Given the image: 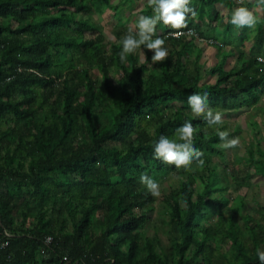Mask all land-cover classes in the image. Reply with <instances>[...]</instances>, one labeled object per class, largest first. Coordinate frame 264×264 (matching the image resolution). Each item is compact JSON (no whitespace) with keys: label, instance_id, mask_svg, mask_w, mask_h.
Here are the masks:
<instances>
[{"label":"trees","instance_id":"1","mask_svg":"<svg viewBox=\"0 0 264 264\" xmlns=\"http://www.w3.org/2000/svg\"><path fill=\"white\" fill-rule=\"evenodd\" d=\"M115 1L131 2L0 0V264H259L264 207L244 213L240 194L264 182V150L248 146L232 166V189L222 185L214 161L225 163L221 141L187 98L206 93L223 118L259 105L264 9L255 0H192L197 15L183 30L192 35L176 39L157 25L167 60L153 64L142 48L121 63L126 22L111 42L94 21ZM241 6L260 10L252 9L254 28L229 23ZM141 12L154 15L148 3ZM208 46L218 52L213 66L200 62ZM185 121L204 161L191 171L154 157L159 137L175 139ZM220 130L236 137L239 126ZM144 174L183 179L156 198L140 183ZM156 203L164 216L148 235Z\"/></svg>","mask_w":264,"mask_h":264},{"label":"clouds","instance_id":"2","mask_svg":"<svg viewBox=\"0 0 264 264\" xmlns=\"http://www.w3.org/2000/svg\"><path fill=\"white\" fill-rule=\"evenodd\" d=\"M154 15H139L134 27H130L128 32L121 38L119 44L122 46L119 52L121 63L126 62L129 55L135 54L137 50L145 48L153 53L151 62L161 63L168 59L169 51L165 47V39L157 35V25L162 23L172 31L169 33L173 38L179 39L185 35H191V30L185 33L188 28L189 17L194 18L197 13L192 5V0H147ZM238 4H243V0H237ZM258 8L264 9V0H255ZM258 22V17L252 10L246 7H237L232 10L229 23L237 28H254ZM155 37V38H153ZM112 41L116 38L113 36ZM145 55V53H143ZM258 63L264 64V56L257 57ZM187 103L194 117L202 119L206 127L215 128L216 135L221 141V147L225 150L235 149L240 146L239 137H230L227 130L221 131L223 125V115L221 111L214 110L208 103V96L192 94L188 96ZM197 129L191 122L185 121L175 131V139H170L161 135L154 143V157L164 164L174 166L177 169L183 168L191 171L192 165L197 162L198 166H203L201 159L203 153L194 147V139ZM140 183L144 185L151 196L159 198L161 196L160 185L147 174L141 175ZM182 206L187 207V202L182 201ZM47 242H50L48 238ZM256 255L259 264H264V250H257Z\"/></svg>","mask_w":264,"mask_h":264},{"label":"rangeland","instance_id":"3","mask_svg":"<svg viewBox=\"0 0 264 264\" xmlns=\"http://www.w3.org/2000/svg\"><path fill=\"white\" fill-rule=\"evenodd\" d=\"M147 0H131L130 3H126L125 5H119L118 1H115L111 4H106L104 7V13L101 17L94 18L95 22L100 24L101 28L104 31L105 36L108 40L112 41V37L115 36V32L120 30L122 22H126L128 28L134 27L137 18L139 15H143L141 12L145 9V5ZM118 7L117 17L115 16L116 8ZM254 11H257L260 17V10L255 7H252ZM251 9V10H252ZM218 12L225 18L227 14V9L217 5ZM121 19V21H118ZM161 33V32H160ZM159 33V34H160ZM225 36V31H223ZM248 33V40L244 42V46L246 49L250 47L252 44V34ZM215 38L219 39L220 36H216L212 34ZM223 36V37H224ZM116 38V37H115ZM117 41V40H116ZM115 41V42H116ZM239 45V44H238ZM149 51V50H148ZM151 53V56L153 53ZM217 50L214 47L208 46L205 48L203 57L201 59V64H205L207 66H213L219 60V56L217 54ZM142 59L143 56H142ZM234 60L229 59L226 65V68H229L230 65H233ZM210 84L214 83V79H206V82ZM224 122H231L233 124H238L239 131L237 132L236 137H239L241 144L239 147L235 149H227L223 151V154L226 158L225 163L221 157H214V161L219 164L218 166V175L221 178V183L224 186L229 187L231 190V185L233 183V171L232 166L237 158L242 156L246 148L250 145H257V141L259 142L258 147L261 150H264V99L259 103L257 107H253L249 110L242 111L235 116L224 117ZM256 123L258 125L257 131L259 134L256 136L255 140V129L251 126V123ZM254 149H256L254 147ZM183 178L178 175H170L165 179L159 182L161 194L170 188L177 187L180 181ZM197 188H200V185H197ZM243 193L240 194L242 197L243 203V212H258L259 208L264 207V182L259 179L258 181H253L250 185L249 189L242 190ZM216 196H219L218 193H215ZM164 216V212L160 203H156L154 205V210L148 214L149 221L147 223L146 232L148 235L154 234V225L158 223L161 217Z\"/></svg>","mask_w":264,"mask_h":264},{"label":"built area","instance_id":"4","mask_svg":"<svg viewBox=\"0 0 264 264\" xmlns=\"http://www.w3.org/2000/svg\"><path fill=\"white\" fill-rule=\"evenodd\" d=\"M193 33L191 32V35H192ZM5 236H8V234L7 233H5ZM47 240H48V238L45 240V243L47 244V245H49L50 243H51V241H52V239L50 238V242H47ZM7 245V243H4L3 245H2V247L3 246H6Z\"/></svg>","mask_w":264,"mask_h":264}]
</instances>
